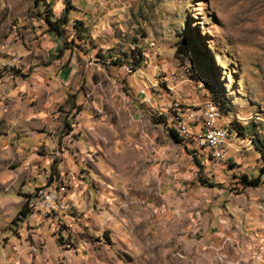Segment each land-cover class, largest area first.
I'll return each instance as SVG.
<instances>
[{
	"label": "rangeland",
	"instance_id": "obj_1",
	"mask_svg": "<svg viewBox=\"0 0 264 264\" xmlns=\"http://www.w3.org/2000/svg\"><path fill=\"white\" fill-rule=\"evenodd\" d=\"M71 2L57 40L42 4L0 0V264H264V175L239 183L263 165L264 0ZM186 37L197 68L175 56ZM68 54L84 69L62 83ZM208 83L231 104L215 169L187 120L212 104ZM53 182L66 210L35 213Z\"/></svg>",
	"mask_w": 264,
	"mask_h": 264
},
{
	"label": "built area",
	"instance_id": "obj_2",
	"mask_svg": "<svg viewBox=\"0 0 264 264\" xmlns=\"http://www.w3.org/2000/svg\"><path fill=\"white\" fill-rule=\"evenodd\" d=\"M136 69L133 67L132 71H125L127 74H133ZM140 93H144L143 90ZM149 102V98H148ZM191 113L187 116L189 122L198 123L199 128L195 132V136L198 138V145L201 149L207 151V160L211 168L225 167L229 164L228 147L229 144L224 142V135L219 130V119L214 112V107L204 102L200 107L198 114ZM180 117V116H179ZM177 120L184 124V122L177 118ZM194 134V133H193ZM60 183H52L48 186L41 187L35 190V198L30 208H35V213L44 216V208H51L56 215L58 212H63L67 208V204H61L60 202Z\"/></svg>",
	"mask_w": 264,
	"mask_h": 264
},
{
	"label": "trees",
	"instance_id": "obj_3",
	"mask_svg": "<svg viewBox=\"0 0 264 264\" xmlns=\"http://www.w3.org/2000/svg\"><path fill=\"white\" fill-rule=\"evenodd\" d=\"M72 0H64V13L63 16L61 18L58 19H54L53 16V12L51 9V4L47 3L45 0H34V4L39 7L41 4L45 7V11H46V16L44 17V23L47 26V33H50L54 36H57L59 38H61L62 35V27L63 25L67 24V14L69 13V11L71 9H74V7L72 6ZM83 23L80 21H75L73 24V29L75 32L74 37L72 38V41H76V40H80L83 41ZM82 33V34H81ZM185 42H187V44L185 45ZM185 42H180L177 45V48H175V56L178 58L179 56H183L185 58V60L191 61L192 64L195 65V67L197 68L199 65H201V61L204 60V50L202 48H196L195 46H193V41L191 39H188L186 37ZM61 52V50L59 51ZM179 59V58H178ZM116 63V62H115ZM119 65L120 62H117ZM138 63H132L133 67H138ZM132 67V69H133ZM20 75V74H18ZM198 78L202 79L201 76H199ZM209 91L211 92V100L218 106L220 112L223 111V109H226V112H228V110H230L231 108V104L229 102V100L225 97V95L219 90V88L217 87L216 84H207ZM212 85V86H211ZM171 127V126H170ZM173 129V130H172ZM231 129L235 132H237L240 135H243V130L242 128L237 124V123H233ZM169 134L170 137L176 141V142H181L182 139L179 137L180 133H178L173 127L169 128ZM258 150V152L260 153V158L263 162L262 167L259 170V175L257 177H253L250 178L247 175H241L239 176V183L244 186V187H258L261 183V176L264 175V149L261 148H256ZM24 212H20V215H24Z\"/></svg>",
	"mask_w": 264,
	"mask_h": 264
},
{
	"label": "crops",
	"instance_id": "obj_4",
	"mask_svg": "<svg viewBox=\"0 0 264 264\" xmlns=\"http://www.w3.org/2000/svg\"><path fill=\"white\" fill-rule=\"evenodd\" d=\"M52 37H55L56 39L59 38L57 36H54L52 34H50ZM58 40V39H57ZM57 43V42H56ZM61 50L60 46L56 44L55 48H53V51L51 52V54L55 55L58 54V52ZM57 51V53L55 52ZM63 59H65V55L63 56ZM64 61V60H63ZM66 64L62 66V68L60 69V71L58 72V80L62 83H69L72 81V79L74 77L79 76L78 73H81V71L84 69L83 68V64L84 62L82 61H78V58L75 57L73 54L69 56H67L66 60H65ZM116 65H119L117 63H115ZM120 66V65H119ZM124 70V69H123ZM133 79H131V83ZM170 89V88H169ZM141 91V90H140ZM139 99V98H138ZM144 99V98H143ZM173 130V129H172ZM9 144L11 146V148H17L20 146V144L16 143V142H11L10 140ZM8 143V142H7ZM6 144V142H5ZM28 197V196H27ZM6 211V210H5Z\"/></svg>",
	"mask_w": 264,
	"mask_h": 264
},
{
	"label": "bare ground",
	"instance_id": "obj_5",
	"mask_svg": "<svg viewBox=\"0 0 264 264\" xmlns=\"http://www.w3.org/2000/svg\"><path fill=\"white\" fill-rule=\"evenodd\" d=\"M211 105L214 107V112L217 114V118L220 119L221 112H220L218 106L214 102H212ZM219 130L222 131L223 133H225V135H224V142H226L227 144H229L228 143L229 142V138H230V131H229V129L227 127H224V126H219ZM60 190H61V182H60ZM62 192H63V190H62ZM61 193H60V202H61V204H67V200L63 196H61ZM45 212L52 213V212H54V210L51 209V208H44V214H45Z\"/></svg>",
	"mask_w": 264,
	"mask_h": 264
}]
</instances>
